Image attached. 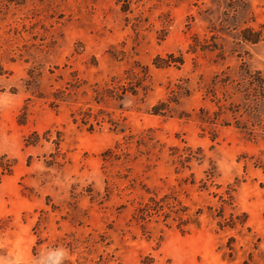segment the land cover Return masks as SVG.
<instances>
[{"label": "rangeland", "instance_id": "rangeland-1", "mask_svg": "<svg viewBox=\"0 0 264 264\" xmlns=\"http://www.w3.org/2000/svg\"><path fill=\"white\" fill-rule=\"evenodd\" d=\"M0 264H264V0H0Z\"/></svg>", "mask_w": 264, "mask_h": 264}]
</instances>
